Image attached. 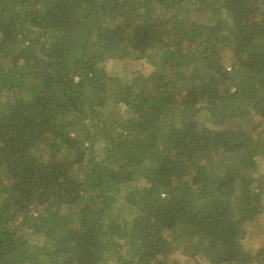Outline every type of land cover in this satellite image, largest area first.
Segmentation results:
<instances>
[{
  "label": "trees",
  "instance_id": "trees-1",
  "mask_svg": "<svg viewBox=\"0 0 264 264\" xmlns=\"http://www.w3.org/2000/svg\"><path fill=\"white\" fill-rule=\"evenodd\" d=\"M177 243L264 264V0H0V264Z\"/></svg>",
  "mask_w": 264,
  "mask_h": 264
},
{
  "label": "rangeland",
  "instance_id": "rangeland-1",
  "mask_svg": "<svg viewBox=\"0 0 264 264\" xmlns=\"http://www.w3.org/2000/svg\"><path fill=\"white\" fill-rule=\"evenodd\" d=\"M126 57L127 59L124 62H120L115 59H110L108 62L114 66L115 68L114 72L119 75H124L127 73L134 74L138 78L136 89L139 92H143L146 88V81H148L149 79L147 75L148 70L146 69V66L144 67V69L139 68L136 59V53H134L132 50L127 51ZM76 165L78 167H83L84 162H76ZM26 202L31 203L29 199ZM120 202L121 203L117 205H119L120 207L121 216H122L125 214V211L129 209V207L125 203H123L122 200ZM38 208L39 206H37V210H40ZM128 220H130V217L128 218ZM244 245H246V243H244ZM249 245L252 246V242H250ZM261 245H262L261 240H257L255 242V246H261ZM183 251H184V245L177 243L175 244L172 250L171 257L173 258V260H175L176 264H185L186 262H188V264H191V262H189L191 260V258H189L190 255H186L185 253L183 254ZM185 258L186 260H184ZM99 264H120V261H116L115 259L104 258Z\"/></svg>",
  "mask_w": 264,
  "mask_h": 264
}]
</instances>
